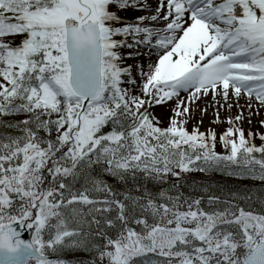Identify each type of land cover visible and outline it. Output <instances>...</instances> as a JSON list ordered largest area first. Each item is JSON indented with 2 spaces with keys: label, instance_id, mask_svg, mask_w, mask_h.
Here are the masks:
<instances>
[{
  "label": "snow or ice",
  "instance_id": "6c2138e0",
  "mask_svg": "<svg viewBox=\"0 0 264 264\" xmlns=\"http://www.w3.org/2000/svg\"><path fill=\"white\" fill-rule=\"evenodd\" d=\"M261 109L264 0H0V264H264Z\"/></svg>",
  "mask_w": 264,
  "mask_h": 264
},
{
  "label": "water",
  "instance_id": "95a60500",
  "mask_svg": "<svg viewBox=\"0 0 264 264\" xmlns=\"http://www.w3.org/2000/svg\"><path fill=\"white\" fill-rule=\"evenodd\" d=\"M23 237L26 238V239H30V237H31V233H29V232H24V233H23Z\"/></svg>",
  "mask_w": 264,
  "mask_h": 264
}]
</instances>
